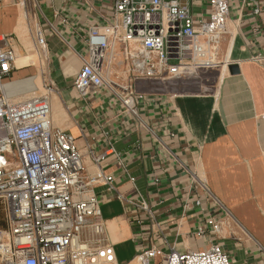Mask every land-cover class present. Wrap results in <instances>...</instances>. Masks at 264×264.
<instances>
[{"label":"crops","instance_id":"obj_1","mask_svg":"<svg viewBox=\"0 0 264 264\" xmlns=\"http://www.w3.org/2000/svg\"><path fill=\"white\" fill-rule=\"evenodd\" d=\"M166 1H178L196 27L209 19L210 0ZM228 1L227 33L212 67L162 81L139 78L127 58L131 46L116 38L101 71L127 92L103 87L84 96L74 82L93 59L90 29L115 23L111 1L0 3V37L16 55L6 80L16 95L6 92L12 103L48 98L53 127L76 140L84 178H113V191L99 184L92 193L118 264L151 248L167 255L216 245L231 264H264V0ZM208 73L215 76L211 93L202 92ZM128 92L130 107L123 103ZM4 218L6 228L5 210Z\"/></svg>","mask_w":264,"mask_h":264},{"label":"built area","instance_id":"obj_2","mask_svg":"<svg viewBox=\"0 0 264 264\" xmlns=\"http://www.w3.org/2000/svg\"><path fill=\"white\" fill-rule=\"evenodd\" d=\"M107 1L113 5L115 23L89 31L93 59L84 63L74 82L81 96L103 87L127 92L106 80L101 71L100 62L107 59V50L116 38L131 46L127 58L139 78L162 81L214 65L213 57L227 33L228 0H210L209 19L199 27L178 1ZM38 46H46L40 34ZM15 63V53L1 36L0 203L6 228H0V264H118L99 200L92 193L99 184L113 191V178L102 173L84 178L76 140L53 127L48 98L11 102L5 82ZM128 93L123 103L130 107L133 92ZM158 257L164 258L159 264H231L217 245L200 252L172 250L167 255L151 248L129 264H152Z\"/></svg>","mask_w":264,"mask_h":264},{"label":"rangeland","instance_id":"obj_3","mask_svg":"<svg viewBox=\"0 0 264 264\" xmlns=\"http://www.w3.org/2000/svg\"><path fill=\"white\" fill-rule=\"evenodd\" d=\"M120 48V47H119ZM117 48V52H120V49ZM31 53L29 54V57L30 59L32 60V63H34V65L39 69L40 68V64H39V61H38V57H37V54L36 52L33 50V46L31 47ZM117 56V59L119 60V57H118V54H116ZM123 61V59H122ZM204 79H203V84L204 86L202 87V92H205V93H211L214 88H215V76L213 73H208L207 75H204L202 76ZM113 80L117 81L114 77H113ZM119 82V81H117ZM6 84V82H5ZM34 85H37L36 83ZM120 85H123V84H120ZM124 86V85H123ZM46 94L44 91H39L36 95H44ZM31 97V96H30ZM30 97H27L25 99H19V98H15L14 101L15 102H24L25 100L29 99ZM4 219V207L1 205L0 203V223L3 221Z\"/></svg>","mask_w":264,"mask_h":264},{"label":"bare ground","instance_id":"obj_4","mask_svg":"<svg viewBox=\"0 0 264 264\" xmlns=\"http://www.w3.org/2000/svg\"><path fill=\"white\" fill-rule=\"evenodd\" d=\"M113 57V56H112ZM111 61H112V58H111ZM22 62H23V59H22V57H19L18 58V61H17V65H18V67H20V66H22L21 64H22ZM114 73V69H112V74ZM9 84L10 83H6L5 84V90L10 94V95H16L15 93H12V91H10V89H9ZM33 95V94H32ZM31 96V95H30ZM29 96V97H30Z\"/></svg>","mask_w":264,"mask_h":264},{"label":"trees","instance_id":"obj_5","mask_svg":"<svg viewBox=\"0 0 264 264\" xmlns=\"http://www.w3.org/2000/svg\"><path fill=\"white\" fill-rule=\"evenodd\" d=\"M0 227L5 228V218H4L3 221L0 223Z\"/></svg>","mask_w":264,"mask_h":264},{"label":"water","instance_id":"obj_6","mask_svg":"<svg viewBox=\"0 0 264 264\" xmlns=\"http://www.w3.org/2000/svg\"><path fill=\"white\" fill-rule=\"evenodd\" d=\"M230 71H231V74L232 75H235L236 74L233 69H230Z\"/></svg>","mask_w":264,"mask_h":264}]
</instances>
